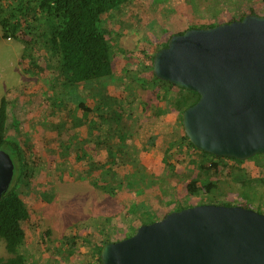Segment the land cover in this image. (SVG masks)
I'll return each mask as SVG.
<instances>
[{"label":"rangeland","instance_id":"374dc122","mask_svg":"<svg viewBox=\"0 0 264 264\" xmlns=\"http://www.w3.org/2000/svg\"><path fill=\"white\" fill-rule=\"evenodd\" d=\"M162 1L130 0L120 14H115V18L106 19V26L115 32H122V35L117 41L118 49L114 47L115 80L103 88V100L97 112L106 111L110 105L114 116L117 112L123 116L122 122L127 128L118 131V135H122V148L127 155L128 144L137 148L138 152L134 153L143 168L142 172H138L137 165L134 166L135 170L126 163L114 165L113 170L117 178L120 177V183L112 182L116 184V194H111L112 189L102 178L98 181L95 179L98 171L95 168L105 163L107 152L99 145L103 136L97 138L101 131L98 128L94 130L95 119L91 125L95 135L88 129V119L83 122L85 116L92 117L93 114L78 111L79 122L75 118L73 123L71 112L73 117L70 115L72 118L64 126L59 123L63 117L59 111L57 118L51 117L50 111L64 101L69 90L61 81L59 84L53 83L55 74L38 75L24 69L26 63L28 66L29 58L20 39L15 36L0 38V99L5 97L8 112L10 109L14 112L21 142L32 144L39 158L38 168L23 196L29 213L28 219L23 222L26 232L23 249L34 264H84L91 260V256L82 238L91 234L94 237L98 226L97 231L107 234L113 230V224L118 231L116 237H120L134 216L152 218L167 212L176 202L196 205L206 200L202 194H186V182L200 173L193 165L198 156L194 154L196 157H192L191 161L193 151L182 138V129L177 122L179 113L166 109L164 103L155 97L157 89L150 85L151 56L167 38V33L157 34V30H154V19L159 18L161 25L171 28L170 31L178 23L184 27L186 18L202 26L219 24L243 13L264 15V0H195L197 5L204 7L198 13L200 16L195 18L190 16L194 9L192 0ZM22 3H29V0H0V18H5L12 26L13 22L19 21L17 7ZM39 63L45 65L42 59ZM45 68L49 69L50 66L46 65ZM77 96L93 107L95 102L88 97L87 91L79 88ZM76 99L75 96L70 99V109ZM54 122H57L56 131L53 129ZM58 132L60 137L55 136ZM150 136H155L153 144L147 142ZM64 145L67 148L65 157L58 152L60 148L63 150ZM167 153L172 154L171 159L175 163L172 171L163 159ZM117 158L124 161L126 156ZM87 161H92L90 172L85 170ZM242 166L256 176L264 171L262 165L250 158ZM88 176L91 180L83 178ZM222 188L225 197L220 193ZM262 189L264 192V187ZM238 193V188L234 189L228 182L213 193L215 197L210 201L235 204ZM239 198V205L249 207L243 197ZM170 202L173 204H167ZM73 224L77 227L74 232L76 243L67 250L61 240ZM46 228L50 230L49 236L45 234ZM7 256L5 241L0 238V257Z\"/></svg>","mask_w":264,"mask_h":264},{"label":"trees","instance_id":"16d2710c","mask_svg":"<svg viewBox=\"0 0 264 264\" xmlns=\"http://www.w3.org/2000/svg\"><path fill=\"white\" fill-rule=\"evenodd\" d=\"M129 2L130 0H29V3H22V6L17 7L20 15L19 21L13 22L12 26H9V22H6L5 18H0L2 25L0 38L8 39L15 36L24 44L25 54L29 58L27 60L29 61L28 66L26 63L24 69L38 75H43L44 73L55 74L52 77L53 83L59 84L61 81L65 84V89L69 90L66 94L64 93L66 95L64 96V101L58 103L57 106L55 105L50 111V116L57 118L56 113L59 111L63 116L59 122L64 126L65 123L70 121L69 118L71 119L73 116V123L75 118L78 121V111H83L88 113V115L89 113L93 114L92 117L84 115L83 122L88 119V129L90 128L92 134L95 135L91 126L93 119H95L94 130L98 128L101 131L97 138L104 137H101L102 140L99 141V145L101 144L107 152L105 163L95 168L98 170L95 179L98 181L102 178L104 183L112 189L110 191L111 194H116L114 189L117 188L114 183H120V180L118 181L120 177L117 178V173L113 170L114 165L120 163L130 164L132 165V170H135L134 166L137 165L136 170L138 172H142L143 169L139 157L135 154L138 149L128 144L126 149L129 148L127 150L129 155H127L126 150L124 151L122 148V135H118V131L127 128V125L122 122L123 116L121 117L118 112L114 116V110L109 107L110 105L106 107V111L97 112L99 104H102L103 88H106L109 82L115 80L113 71L114 47H116V50L118 49L117 41L122 35V32H115L113 28L107 27L106 19L108 17L111 19L115 18V14L116 16L120 14L124 6L129 4ZM154 2L163 3L162 0H154ZM192 2L194 9H192L190 16L195 18L200 16L198 13L203 11L204 7L197 5L195 0H192ZM163 10L166 9L164 8ZM1 14L2 11H0V16H2ZM206 14L209 16V10L206 11ZM246 14L243 13L239 17H232L227 22L233 19H242ZM190 19H185L186 25L184 27L179 23L176 26L173 25L171 31V28L161 25L159 18L154 19V26L157 27H154V30H157V34L167 33V38L160 43L157 49L165 47L169 37L174 33H183L186 29L192 27H209L218 24L213 23L202 26L192 22ZM154 53L151 56L149 69L152 75V84L150 85L157 89L155 97L159 102L164 103L166 109H173L179 113L180 116L177 122L182 129V138L186 140L187 145L193 151L190 158L191 161L193 160L192 157H196L194 154L198 156L196 157L197 161L193 165L199 169L200 173L186 182L187 196L202 194V197H205L206 200H202L199 202L200 204L206 202L216 204L217 202H212L215 197L213 193L220 186L223 187L224 184L230 182L231 187H234V189L237 187L240 191L238 199H236L235 204H230L229 202L221 204L239 205V197H243L246 204L249 205L247 208L264 212V192L262 189L264 187V171L261 175H252L247 168L242 166L246 159L239 160L233 157L215 156L211 153L200 151L193 146L184 133L181 113L193 105L198 100L199 95L196 92L177 87L157 78L152 72ZM40 59L44 61L45 65L39 63ZM46 65L50 66V70L45 68ZM79 88L87 91L88 97H91L95 102L93 107L86 105L82 98L79 99V96H77ZM73 96L77 97V99L73 108L70 109V99ZM6 101L5 97L0 99V149L10 155L14 170L7 191L0 197V238L5 241V249L9 254L7 257H0V264H34L31 262L29 254L23 249L26 240L23 222L29 217L23 196L27 192L30 180L38 168L39 158L32 144L21 142L18 124H15L13 118L14 112L12 109L8 112ZM56 123L54 122L53 125L55 131L57 130ZM12 129L13 133L11 132ZM55 136L60 137L59 132ZM155 136L148 138V144L154 143ZM66 139L64 140L66 141ZM65 148L66 145H64L63 150L60 148L58 151L59 155L63 154L65 157V150L67 149ZM122 155L126 156L124 161L117 158V156ZM171 158L172 154H164L163 159L172 171L175 163ZM64 159L61 160L63 161ZM250 159L264 167V154H256ZM91 164L92 161H87L85 166L87 172H90ZM83 178H89V176ZM89 179L91 180V178ZM220 193L225 197L223 188ZM223 200L228 201L226 198H223ZM167 204L172 205L173 203ZM190 205L192 204L176 202L167 212L157 214L152 218L134 216L126 224L120 237H116L118 231L113 224H111L113 230L107 234L97 231L100 227L98 226L96 228L97 234H93L94 237L91 234L82 238L83 245H87V253L91 256V260L84 264H102L100 251L105 243L129 237L135 233L139 225L161 219L170 211L179 210ZM73 225L66 231V235L63 236L64 239L61 240L62 244L66 245L67 250L76 243L74 232L77 227L75 224ZM44 231L49 236L50 230L46 228Z\"/></svg>","mask_w":264,"mask_h":264},{"label":"water","instance_id":"95a60500","mask_svg":"<svg viewBox=\"0 0 264 264\" xmlns=\"http://www.w3.org/2000/svg\"><path fill=\"white\" fill-rule=\"evenodd\" d=\"M153 74L198 93L181 113L193 146L215 156L264 154V15L247 13L209 27L172 34L155 51ZM14 164L0 149V197ZM102 264H264V212L203 203L141 224L105 243Z\"/></svg>","mask_w":264,"mask_h":264},{"label":"crops","instance_id":"0c3cea01","mask_svg":"<svg viewBox=\"0 0 264 264\" xmlns=\"http://www.w3.org/2000/svg\"><path fill=\"white\" fill-rule=\"evenodd\" d=\"M59 123H61V122H59Z\"/></svg>","mask_w":264,"mask_h":264}]
</instances>
